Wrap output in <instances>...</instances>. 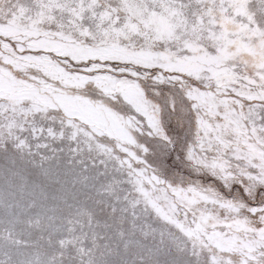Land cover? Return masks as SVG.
<instances>
[{
	"label": "snow or ice",
	"instance_id": "snow-or-ice-1",
	"mask_svg": "<svg viewBox=\"0 0 264 264\" xmlns=\"http://www.w3.org/2000/svg\"><path fill=\"white\" fill-rule=\"evenodd\" d=\"M0 264H264V0H0Z\"/></svg>",
	"mask_w": 264,
	"mask_h": 264
}]
</instances>
